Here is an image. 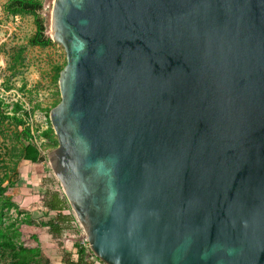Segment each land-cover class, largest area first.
Returning <instances> with one entry per match:
<instances>
[{"label": "water", "instance_id": "1", "mask_svg": "<svg viewBox=\"0 0 264 264\" xmlns=\"http://www.w3.org/2000/svg\"><path fill=\"white\" fill-rule=\"evenodd\" d=\"M48 154L103 264H264V0H53Z\"/></svg>", "mask_w": 264, "mask_h": 264}, {"label": "rangeland", "instance_id": "2", "mask_svg": "<svg viewBox=\"0 0 264 264\" xmlns=\"http://www.w3.org/2000/svg\"><path fill=\"white\" fill-rule=\"evenodd\" d=\"M52 3L0 0V264H56L61 252L47 233L55 215L39 199H25L23 190L26 171L42 163L59 186L47 159L57 146L49 111L60 101L58 76L66 59L50 39ZM66 209L59 239L64 249L103 264L68 203Z\"/></svg>", "mask_w": 264, "mask_h": 264}, {"label": "trees", "instance_id": "3", "mask_svg": "<svg viewBox=\"0 0 264 264\" xmlns=\"http://www.w3.org/2000/svg\"><path fill=\"white\" fill-rule=\"evenodd\" d=\"M39 200L42 209L55 215L48 221L46 226L48 228L47 233L50 237V240L52 243H55L60 247L61 252L58 253L59 262L61 264H88L82 252L73 255L72 252L65 250L62 243H60V225L67 219V217L63 215L64 211L67 210V202L65 198L57 192L46 190L40 195Z\"/></svg>", "mask_w": 264, "mask_h": 264}, {"label": "crops", "instance_id": "4", "mask_svg": "<svg viewBox=\"0 0 264 264\" xmlns=\"http://www.w3.org/2000/svg\"><path fill=\"white\" fill-rule=\"evenodd\" d=\"M37 167V168H36ZM32 166L31 167V172L28 170L26 171L27 173L25 174V184H28L26 188H24V195L29 197H25V199H39L40 195L44 193L46 190L47 191H53L57 192L60 195L62 194L61 189L59 186L56 185V182H54L51 177L48 176V174H45L46 172L49 173V170L46 168V166L42 163L41 166ZM54 184H51L52 182ZM40 201V200H39ZM41 204V203H40ZM56 264H61L59 260L57 259Z\"/></svg>", "mask_w": 264, "mask_h": 264}]
</instances>
